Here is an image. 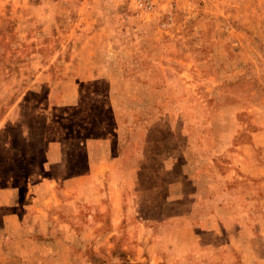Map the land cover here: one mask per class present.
<instances>
[{"label": "rangeland", "instance_id": "rangeland-1", "mask_svg": "<svg viewBox=\"0 0 264 264\" xmlns=\"http://www.w3.org/2000/svg\"><path fill=\"white\" fill-rule=\"evenodd\" d=\"M11 105L34 125L53 177L66 171L70 199L48 209L36 190L44 213L17 211V230L1 218L16 212L6 197L0 264H55L60 255L43 247L65 244L77 264L109 263L120 241L98 235L108 213L94 238H62L58 228L78 233L98 197H124L154 225L191 167L225 170L256 127L254 107L264 108V0H153L151 16L132 0H0V123ZM49 224L51 237L35 234Z\"/></svg>", "mask_w": 264, "mask_h": 264}, {"label": "crops", "instance_id": "crops-1", "mask_svg": "<svg viewBox=\"0 0 264 264\" xmlns=\"http://www.w3.org/2000/svg\"><path fill=\"white\" fill-rule=\"evenodd\" d=\"M254 108L259 111L253 118L256 127L248 143L238 145L227 154L230 156H226L229 162L225 170L220 171L212 161L202 168L191 167L183 181L172 183L173 190L164 197L154 225H147L144 223L147 219L136 217L124 197L119 201L114 197H98L89 203L91 209L80 223L83 228L72 235L64 229L67 224L61 225L60 236L94 238L100 230V220L108 213L109 229L98 235L104 241L111 239L120 244L114 249V244H109L112 254L109 263L92 259L90 264L117 263L118 255L129 264H264V108ZM7 109L8 121L3 118L1 123L4 120L6 161L12 170L4 173L0 168V205L11 204L6 197H14L12 204L16 212L1 218L18 230L24 220L18 215L20 211H27L31 220L35 219L31 214L34 208L44 213L39 205L33 207L36 190L43 188L40 204L45 208L48 205V209L64 205L70 198L66 171L53 177L49 154L37 141L34 125L11 112L13 105ZM126 193L125 187V197ZM48 219L52 221L56 216L50 215ZM54 231L57 230L53 224H49L43 230L36 229L35 234L51 237ZM43 248L60 255L55 258V264H77V259H68L73 252L79 253L73 245L65 244L58 251ZM21 250L20 253L29 254L26 249Z\"/></svg>", "mask_w": 264, "mask_h": 264}, {"label": "built area", "instance_id": "built-area-1", "mask_svg": "<svg viewBox=\"0 0 264 264\" xmlns=\"http://www.w3.org/2000/svg\"><path fill=\"white\" fill-rule=\"evenodd\" d=\"M136 10L151 16L153 12V0H132Z\"/></svg>", "mask_w": 264, "mask_h": 264}, {"label": "trees", "instance_id": "trees-1", "mask_svg": "<svg viewBox=\"0 0 264 264\" xmlns=\"http://www.w3.org/2000/svg\"><path fill=\"white\" fill-rule=\"evenodd\" d=\"M118 258V261H117V263H113V264H129L128 262H127V260H125V258L123 257V256H121V255H118L117 256ZM92 260V259H91ZM103 262V261H102Z\"/></svg>", "mask_w": 264, "mask_h": 264}]
</instances>
